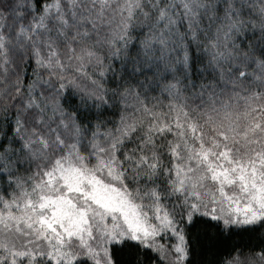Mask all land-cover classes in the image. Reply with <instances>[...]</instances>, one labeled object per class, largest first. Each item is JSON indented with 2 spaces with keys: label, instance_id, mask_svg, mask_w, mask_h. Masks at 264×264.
<instances>
[{
  "label": "snow or ice",
  "instance_id": "snow-or-ice-1",
  "mask_svg": "<svg viewBox=\"0 0 264 264\" xmlns=\"http://www.w3.org/2000/svg\"><path fill=\"white\" fill-rule=\"evenodd\" d=\"M249 131L264 132V0H0V264H202L215 249L214 264H264V216L229 224L191 194L200 172L220 189L245 169ZM111 168L163 205L155 242L112 217L86 242L13 221L49 185L94 198L73 176Z\"/></svg>",
  "mask_w": 264,
  "mask_h": 264
},
{
  "label": "rangeland",
  "instance_id": "rangeland-1",
  "mask_svg": "<svg viewBox=\"0 0 264 264\" xmlns=\"http://www.w3.org/2000/svg\"><path fill=\"white\" fill-rule=\"evenodd\" d=\"M249 136L252 139L253 135ZM237 143L240 147L246 145L242 139L237 140ZM252 143L253 150L260 143L264 145V134L253 139ZM260 149L264 150V147ZM242 155L245 169L237 172L228 165L227 168L232 170L219 174L222 176L219 180L220 189H216L211 180H206L204 173L200 172L191 191L197 196L201 210L211 207L209 202L214 198L217 201V214L221 219L228 220L229 224L236 223L237 214L257 218L264 216V178L261 175L264 165L257 163L255 170H249L247 151ZM97 171L99 176H73L71 180L74 186L86 183L96 193L94 198H85L74 191L70 199L67 196L54 199V194L59 196L62 185H49L42 189L43 203L36 201V207L29 210L21 208L12 218L13 221L18 220L22 230L37 239L47 234L50 240L59 241L63 235L83 237L86 242L92 228H97L99 233L98 225L107 217H112L117 226H127L133 234L139 232L142 238L155 242L159 232L166 230L171 223L168 214L160 210L163 205L153 206L137 192L129 190L116 168ZM241 176L243 179H240Z\"/></svg>",
  "mask_w": 264,
  "mask_h": 264
},
{
  "label": "trees",
  "instance_id": "trees-1",
  "mask_svg": "<svg viewBox=\"0 0 264 264\" xmlns=\"http://www.w3.org/2000/svg\"><path fill=\"white\" fill-rule=\"evenodd\" d=\"M242 124H243V122H242ZM249 134L253 135V133L251 131H249ZM263 134H264V132H260L259 136H262ZM249 138H250V136H249ZM252 141H253V138L249 139V142L246 145H242L241 148H243L245 151H247V149L249 148L250 145L253 147ZM256 147H257V149H260V148H263L264 145L262 143H260V144L256 145ZM247 153H248V151H247ZM222 228H223V231L225 233H227V225H223ZM217 235H219V233H217ZM221 239H223V237H221ZM230 240H231V242L235 243V242L241 240V237L236 236L233 233L230 236ZM221 255H223V249H215V250H212V251L205 253L199 259L202 261V264H214V262L216 260H218Z\"/></svg>",
  "mask_w": 264,
  "mask_h": 264
}]
</instances>
